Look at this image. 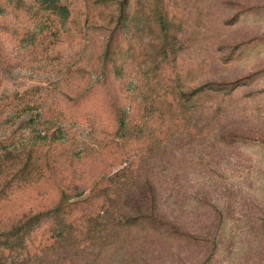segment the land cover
<instances>
[{
    "label": "rangeland",
    "instance_id": "obj_1",
    "mask_svg": "<svg viewBox=\"0 0 264 264\" xmlns=\"http://www.w3.org/2000/svg\"><path fill=\"white\" fill-rule=\"evenodd\" d=\"M166 1L169 15L176 20L178 35L180 79L168 81L172 88L178 85L190 91L202 85H226L254 73L257 76L229 94L209 91L195 96L186 104L190 115L186 121L183 119L185 123L170 126L164 133L160 131L164 138L155 136L159 130L155 124H147L149 138L103 154L88 150L85 155L81 151L102 140L103 134L94 129V124L102 128L104 122L88 118L87 114L72 116L66 127L78 137L73 152L82 161L65 175L80 183L82 191L87 182L123 169L120 175L125 178L112 184L111 192L116 196L110 213L113 217L108 222H116L120 213L138 215L132 207L139 204L142 213L150 215L149 201L140 199H148L152 185L163 233L173 227L195 239H172L149 234L140 227H118V234L104 233L97 238L92 233L73 234L60 245L49 237L51 226H47L39 232L44 234V241L34 237L28 248L15 253L9 261L264 264V0ZM111 8L101 9L94 18L99 25L90 30L91 37L85 42L80 60L75 62V76L54 87L51 81L62 77L64 65L75 61L84 41L59 47L47 59L43 55L27 57L13 43L15 37V43L20 37L14 23L0 19V140L12 129L17 130L18 137L21 118L16 117L13 127L9 122L23 107L28 89L39 87L33 91L35 95L47 89L48 106L55 112L72 109L61 101V94L84 85L92 75L96 78L105 41V28L100 25ZM140 33L136 49L143 50V54L145 50L152 51L156 41L151 33ZM143 54L138 63L145 67L151 59L147 62ZM141 80L130 78L125 89L140 86ZM90 99V106L99 112L108 105L100 95L94 94ZM173 104L175 107L176 100ZM139 106L135 107L138 117L145 107L142 105L139 110ZM103 116L107 121L108 115ZM145 180L150 181L149 185L143 184ZM37 193L17 204L0 205V229L14 215L48 208L56 198L54 191ZM88 194L86 190L84 196Z\"/></svg>",
    "mask_w": 264,
    "mask_h": 264
},
{
    "label": "trees",
    "instance_id": "obj_2",
    "mask_svg": "<svg viewBox=\"0 0 264 264\" xmlns=\"http://www.w3.org/2000/svg\"><path fill=\"white\" fill-rule=\"evenodd\" d=\"M107 8L112 11L100 25L105 28V41L96 78L92 75L84 85L79 84L61 94V101L72 109L55 112L48 106L47 89L39 95L33 92L39 87L28 89L23 97V107L9 122L13 127L16 117L21 118L18 137L17 130L12 129L0 140V205L20 203L35 192L40 195L54 191L56 194L50 207L14 215L6 227L0 229V264H15L9 259L28 248L34 237L44 241V234L39 232L47 226H51L49 237L60 245L73 234L92 233L95 238L104 233L118 234V227H140L149 234L172 239H195L173 227L163 233L152 185L148 199H140L149 201L150 215L142 213L139 204L132 207L138 210V215L120 213L116 222H108L113 217L110 213L116 196L111 192L112 184L125 178L120 175L123 169L87 182L80 191L81 184L65 175L82 161L73 152L78 137L66 125L74 115L96 117L93 119L104 122L102 128L94 124V129L102 133L103 138L97 145L86 146L81 153L116 151L149 138L151 132L146 129L147 124H155L159 129L155 136L164 138L160 131L164 133L170 126L185 123L186 116L190 115L186 104L195 96L209 91L229 94L252 82L257 75L254 73L226 85H202L190 91L178 85L172 88L171 78L180 79L176 56L178 35L176 20L169 15L166 0H0V19L14 23L20 37L17 43L15 37L13 43L21 55L27 57L43 55V59H47L48 54L59 47L84 41L75 61L64 65L62 77L51 81L54 87L75 76L78 69L75 62L80 60L85 42L91 37L90 30L99 25L94 18L101 9ZM142 31L150 32L156 41L152 51L145 50L144 54L143 50L136 49ZM141 54L147 57V62L151 59L145 67L138 63ZM134 76L143 79L142 84L125 89V82ZM94 94L108 103L100 112L89 104ZM138 105L139 110L145 106L143 111L140 110L143 113L140 117L135 114ZM103 113L108 115L107 121ZM64 133L67 136L63 137ZM149 182L145 180L143 184L149 185ZM86 190L89 194L84 196Z\"/></svg>",
    "mask_w": 264,
    "mask_h": 264
}]
</instances>
